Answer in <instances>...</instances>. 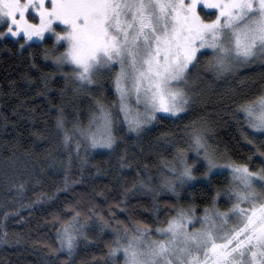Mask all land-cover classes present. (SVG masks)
<instances>
[{"label":"snow or ice","instance_id":"obj_1","mask_svg":"<svg viewBox=\"0 0 264 264\" xmlns=\"http://www.w3.org/2000/svg\"><path fill=\"white\" fill-rule=\"evenodd\" d=\"M0 26V38L17 37L23 41L21 48L28 41H43L46 33L54 37L42 53L54 69L41 72L45 85L59 72L79 92L98 83L102 71L110 73L116 99L106 100L102 93L93 97L87 124L77 120L73 125V137L78 139L69 136L64 110L57 109L63 144H75L82 165L92 151L114 149L117 118L127 123L129 131L139 133L159 119L158 113L174 117L186 113L193 103L186 86L191 69L198 68L202 58L216 77L257 61L264 63V0H0ZM31 66L39 67L35 61ZM238 109L253 130L250 135L241 127L243 139L254 145L247 162L221 156L209 144L207 121L198 118L185 126L184 146L175 145V163L159 186L160 191L178 195L186 185L210 182L226 169L230 182L214 187L210 206L200 216L194 206H174L175 215L163 226L157 221L155 228L139 220L131 222V229L112 228L105 264H117L121 257L122 264H264V165L256 170L249 167L257 154L264 159V91L239 103ZM189 152L195 153L194 159H189ZM66 164L63 187H57V193L78 182L70 175L71 156ZM14 187L20 195L24 184ZM151 191L155 197L156 190ZM222 195L231 201L224 211L217 203ZM53 198L40 193L20 208ZM69 207L68 217L52 214L60 225L55 230L59 244L49 247L52 252H67L61 264H71L81 240L90 241L89 217L85 214L82 219L78 207ZM88 211L97 217L101 232L111 227L95 208ZM19 213L20 209L5 211L3 219ZM7 235L2 234L5 242ZM79 264L88 262L82 259Z\"/></svg>","mask_w":264,"mask_h":264},{"label":"trees","instance_id":"obj_2","mask_svg":"<svg viewBox=\"0 0 264 264\" xmlns=\"http://www.w3.org/2000/svg\"><path fill=\"white\" fill-rule=\"evenodd\" d=\"M53 41L46 37L21 48L23 41L19 38L0 39V264H61L66 260V251L52 252L49 246L59 244L55 230L60 225L53 221L52 214L70 216L69 205L81 210L82 219L85 214L89 217L86 230L90 236L87 244L81 240L71 264H79L82 259L88 264H105L107 242L114 235L112 228L131 229V222L137 220L152 228L158 226L157 221L163 226L169 216L175 215L174 206H194L197 216L203 213L215 195L214 187L230 182L226 170L213 175L210 182L200 180L186 185L178 195L156 188L158 178L168 174L167 168L174 161L175 145L184 146L185 126L193 120L207 121L209 144L218 148L221 156L247 162L254 151V145L241 135L242 126L250 135L253 130L244 124L238 104L264 91V63L257 61L216 77L202 58L201 65L191 69L190 84L186 86L193 97L186 113L180 117L159 115L151 127L139 133L129 131L117 118L114 149L94 150L82 165L75 155V144H63V132L56 126L57 109L63 108L65 127L73 137L77 120L87 124L93 97L102 93L106 100H115L116 94L108 71L102 72L98 83L79 92L59 72L45 85L41 72L54 69L42 53L44 44L50 46ZM33 61L38 68L31 66ZM80 155H86L83 141ZM192 155L188 153L190 160ZM69 156L70 175L78 182L57 193V187H63ZM262 165L264 159L257 154L249 167L256 170ZM20 183L24 189L17 195L20 190L14 185ZM151 189L156 190L155 197ZM126 190L130 191L126 194ZM40 193L54 198L20 208L35 201ZM122 200L125 203H120ZM224 201L222 195L217 202L222 211L231 206ZM91 208L108 219L111 227L101 232L97 217L88 211ZM15 209H20L19 215H10L5 221L3 213ZM5 231L8 242L2 236Z\"/></svg>","mask_w":264,"mask_h":264},{"label":"rangeland","instance_id":"obj_3","mask_svg":"<svg viewBox=\"0 0 264 264\" xmlns=\"http://www.w3.org/2000/svg\"><path fill=\"white\" fill-rule=\"evenodd\" d=\"M0 30H2V26H0ZM9 37H11V36H9ZM46 37H52L53 38V40H54V37L50 34V33H46L45 34V38ZM12 38H17V37H12ZM0 39H3V38H0ZM35 42H42V41H39V40H34ZM30 42H32V41H28V43H30ZM53 42H55V40L53 41ZM28 43H26V44H28ZM102 72H104V71H102ZM115 90V89H114ZM158 116L159 115H170V114H167V113H158L157 114ZM122 120V119H121ZM123 122V124H125L126 126H127V123L126 122H124V121H122ZM155 123V121H153L152 123H150V124H148V125H146L145 127L146 128H148V127H151L153 124ZM128 127V126H127ZM144 127V128H145ZM145 128V129H146ZM131 132H134V133H137V132H135V131H131ZM97 150V149H96ZM101 150H104V149H101ZM195 158V153H193V155H192V159H194ZM175 163V161H173L171 164H169V167L171 166V165H173ZM226 170V169H225ZM225 170H222V171H225ZM227 171V170H226ZM227 173H228V171H227ZM229 174V173H228ZM163 176H166V175H161L159 178H158V186H160V184H161V180H162V177ZM194 184V183H193ZM143 188V187H142ZM156 188H160V187H156ZM224 199H225V204H231V201H229L228 200V198L226 197V196H224ZM243 207H247V205L245 204V205H242ZM203 213H201L200 215H202ZM200 215H198V216H200ZM198 226V225H197ZM153 235H155L154 233H153ZM117 264H122V257L117 261Z\"/></svg>","mask_w":264,"mask_h":264}]
</instances>
